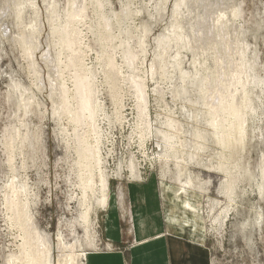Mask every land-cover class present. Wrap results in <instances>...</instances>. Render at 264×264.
I'll list each match as a JSON object with an SVG mask.
<instances>
[{"label": "bare ground", "instance_id": "bare-ground-1", "mask_svg": "<svg viewBox=\"0 0 264 264\" xmlns=\"http://www.w3.org/2000/svg\"><path fill=\"white\" fill-rule=\"evenodd\" d=\"M21 1L33 6V14L38 20L31 27L33 33H37L30 54L34 56L32 54L41 49L39 37L45 28L40 17L41 9L36 0H20L14 4V12L9 16L17 19L22 14ZM167 1L154 4L155 13L163 12L160 6ZM42 2L48 33L41 60L48 71L50 117L57 127L55 137L58 143L71 157V176L67 177L73 192L70 201L75 200L80 209L78 218L74 223L70 222V227L72 234L77 226L84 232L83 240L78 239L72 244L66 243L58 235V264H77L79 253L84 251L85 246L96 249L92 215H96L97 208H105L109 199L108 158L113 151L108 149L105 152V146H114L110 141L112 118L120 126L127 121L123 113V87L130 90L136 109L135 121L130 124L129 139L138 138V148L144 149L147 140L154 138L158 152L151 159L144 156L152 165L158 164L163 179L173 173L176 181V187L168 186L167 189L173 199L172 205L179 202V213L187 217L183 214H180L183 220L173 217L176 208L172 207L168 212V222L178 225L180 221L181 225H185L189 223L188 216L197 218L202 214L203 204H196L190 198L191 195L200 196L207 192L205 186L202 187L201 179H197V185L192 180L190 167L195 166L224 177L221 193L228 204L224 206L221 220L220 214L209 224L210 232L224 231L227 216L235 211L238 184L254 176L250 178L248 169L240 163L242 158L239 161L236 157L247 148L248 141L257 144L264 142V69L262 73L256 69L261 63L257 44L252 45L247 40L251 28L238 23L242 4L235 0H176L167 30L154 39L152 59L143 79L136 63L139 54L148 53L149 44L143 37L151 32L149 26L142 27L144 36L138 38L136 49L130 47L129 41L120 40L119 46H113L112 43L119 38L111 33V19L102 12L104 1L66 0L63 7L57 0ZM93 2L96 4L92 6L96 13L95 36L101 49L95 53L96 64L89 65L87 58L91 48L86 33L89 31L94 35L90 31L92 27L87 25L88 8ZM150 17L154 19L152 14ZM256 27L259 29L260 24H256ZM20 38L13 36L12 41ZM117 54L124 66L117 63ZM176 72L180 77L173 79ZM149 82L153 86V98L162 112L155 121L149 115ZM36 85L37 91L43 94L46 89L40 76ZM17 86L23 88L20 84ZM106 87L113 103L112 116L106 110ZM10 97L6 92V103ZM32 105L38 109L37 115L44 119L46 106L42 100L32 93L22 96L16 107L17 112L12 113L13 118L0 137L1 154L9 168V173L4 174L0 184V205L4 225L9 233L16 231L13 237L17 242L13 244L16 251H9L5 257L6 264H52V246L38 229L30 208L37 194L24 174L27 168L24 148L29 141L25 118L33 114L29 110ZM208 152H212L213 158L211 155L208 157L216 159L215 164L208 163ZM257 165L256 176L259 178L255 181V194L261 202L264 201V152L260 153ZM127 170L130 179L137 180L140 171L134 157L129 159ZM122 171L119 164L115 172L118 178L122 177ZM203 184L209 185L208 182ZM241 193L246 194V190ZM219 204L213 203L208 215L212 216L214 207H219ZM257 217V221L263 219L260 207ZM197 226L194 224V227ZM244 226L248 228L246 223Z\"/></svg>", "mask_w": 264, "mask_h": 264}, {"label": "rangeland", "instance_id": "rangeland-1", "mask_svg": "<svg viewBox=\"0 0 264 264\" xmlns=\"http://www.w3.org/2000/svg\"><path fill=\"white\" fill-rule=\"evenodd\" d=\"M18 1L20 2V0H0V8H3L0 9V22L4 20L2 23L3 25L0 26V137L3 135V131L13 118L12 113L17 112L16 107L18 102L21 101L22 96H29L30 93H32L42 100L46 106L44 119H41L39 115H37L36 111L38 109L34 105L29 108V110L33 111V114L30 113V115L25 118V121L28 124L27 141H29L27 142L28 146L26 145L27 147L25 146L24 148L27 163V168L24 174L26 173L25 175L27 176L29 185L32 186V189H34V192L37 194V198L32 199L34 203L30 205L36 225L38 229L46 235L52 246V264H58L59 260L56 246L58 235L60 234L66 243L72 244L78 239L83 240L84 232L77 226L75 233L72 234L70 222L74 223V220L78 218L80 209L75 200L70 201L73 192L67 183V177L70 175L69 159H71V157L67 156L69 152H65L64 147L58 143L55 137L57 127L50 117L51 104L47 98L49 93V89L47 88L48 71L44 68L45 66L41 60L42 55H44L43 53H45L46 50L45 40L48 33L46 12L42 0H36L37 5L41 9L40 17L45 28L39 37L41 49L33 53L32 55L34 56H30L31 49L34 46V36L37 34L33 33L31 27L34 26V24H37L38 20H36V16L33 14V6L29 2L23 1H21L23 2L22 14L18 16L17 19L13 15L9 16V14L14 12V4H17ZM57 1H59L60 7H63L66 2V0ZM101 1H104L101 8L102 12L111 19V33L119 38V40L112 43L113 46H119L120 40L122 42L129 41L130 47L136 49V43L139 41L138 38L144 36L142 35V27L145 25L149 26L151 32L143 37L146 43L149 44V47L147 48L148 53L139 54V59L136 63L140 70L141 77L145 79L146 71L148 70L149 63L152 59L151 47L155 44L154 39L162 36L165 33V30H167V23L172 16L176 0H168L167 2H164V5L160 6V9L163 10L161 13H155L153 6L154 4H160L162 0ZM235 1L238 4H242L240 5L242 12L238 23L251 28V32L247 34V37H249L247 40H249L252 45L257 44L260 58L259 63H261L260 66H262V68L257 66L256 69L259 73H262V70L264 69V0ZM95 5V2H93V5H89L88 8L89 21L87 22V25L92 27L90 31L94 33V35L89 31L86 33L88 46L91 48V52L88 53L87 58V63H89V65L96 64L95 53L99 52L101 49L100 42L98 41L97 36H95L96 13L92 8V6ZM3 12L5 14L7 13L6 15L9 16L8 19L6 15H3ZM151 14L154 16V19L150 17ZM116 15H119L117 17L118 19L114 17ZM256 24H260L259 29L256 27ZM27 34H29V36ZM16 35L21 38L20 40L18 39L14 41V43L12 38ZM22 36H24L23 39ZM125 47L126 45H124V48ZM116 61L118 64L124 66V63L118 54L116 55ZM36 76L38 78L40 76V80L45 86L46 90L43 94H40L36 89L38 81ZM179 77V73L176 72L172 78L178 79ZM18 84L22 85L23 88L18 87ZM27 89L29 91H27ZM105 89L104 97L107 106L106 110L109 115L112 116L114 114L113 103L111 98H109L110 95H108V88L106 87ZM152 89V83L149 82L147 84V92L150 95L149 115L151 120L155 121L157 120V115L162 112L153 98ZM123 91L125 95V109L123 113L124 116H126L127 121L120 126L119 123L112 118L111 121L113 122V128L111 129L112 131L110 130V132H112L110 141H113L114 146L112 147L110 144H106L105 146V152H108V149H112L113 151L108 158V170L110 174L109 187L117 200V208L121 211V224L126 225L127 228L132 225L131 213L133 201L130 199L131 188L133 187L132 189L137 192V187L150 190L151 185L153 193L157 192L158 200L163 203L164 212L167 218L168 212L173 207L176 208L173 217L178 218V220H183V217L180 216V214L183 213H179V202H174L172 205L173 199L170 191L167 189L168 186L176 187V181L172 175L173 173L163 179L158 164L156 163L152 165L151 161L146 158L148 156V158L151 159L152 155L158 152L155 146V139L152 138L147 140L144 149L138 148V138H134L133 140L129 139L131 134L130 124L135 121L136 109L135 103L133 102L134 99L131 98L130 90H128L127 87H123ZM6 92H9V95L11 96L8 103L4 100ZM19 99L20 101H18ZM19 114L20 112H18V115ZM251 126L252 124L250 123V127ZM257 143L258 142L248 141L247 148L245 147L239 156L236 157L239 161L242 158L240 163L248 169L250 178L253 174L254 176L252 179L245 178L238 184L234 206L235 211L230 212L227 216L224 231L219 230V232L216 233L209 231L210 222L220 214L221 216H219V219L221 220L223 217L222 212L224 206H227L228 204V201L221 193L224 177L219 174H211L202 171L195 166L190 167L192 173L191 177L194 183L197 185V179H201L202 187L205 186L204 188L207 190L204 195L199 196L198 194L196 196H190L192 202L203 204V211L202 214L197 216V218L188 216V218H190L188 224L181 225L179 223L180 221L177 222L183 229L181 234L184 233L186 238L195 241H203L202 244H204L210 251L212 264H264V201L260 202V199L255 194V185L259 178L257 177V164L260 153L264 152V142L261 144ZM0 149L1 184V180L4 179V174L6 175L9 173V168L5 164L4 157L1 154L2 148L0 147ZM208 155L212 156V152H208L206 156L209 159L208 163L210 165L215 164L216 159H210ZM131 157H134L140 171L138 178H136L137 180L130 179V173L127 170L129 159ZM119 164L123 169L121 172V178H118L115 173ZM15 181L19 184L17 179ZM205 182H208L209 185H204L203 183ZM244 189L246 190V194L241 193ZM140 193V195L144 197V192ZM159 196L161 197L159 198ZM182 199L184 200L185 198ZM215 202H220L219 207L218 205L214 207L212 216L211 214L208 215L212 204ZM158 207L159 206H156L155 209ZM259 207L262 210L263 219L257 221V211ZM103 210L105 209L102 207L97 208L96 215H92L93 226L96 233V249L85 246L84 251L79 253L77 264H89L91 257L97 253L102 256V240L104 239L102 237L103 233L100 224L101 212ZM183 215L187 217L186 214ZM3 219L4 213L2 206L0 205V264H6L5 257L8 255L9 251H16L14 245L17 243L13 237V235L16 234V231L12 230L9 233L4 225ZM243 223H246L248 228L245 227ZM194 224H198V226L194 227ZM217 228L219 227L217 226ZM244 228L246 229L244 230ZM178 231L180 230L177 229V232ZM119 250V247L110 246L106 247V250L103 252H115Z\"/></svg>", "mask_w": 264, "mask_h": 264}, {"label": "crops", "instance_id": "crops-1", "mask_svg": "<svg viewBox=\"0 0 264 264\" xmlns=\"http://www.w3.org/2000/svg\"><path fill=\"white\" fill-rule=\"evenodd\" d=\"M132 188L129 228L121 224V211L111 190L107 206L101 212L102 249L116 246L120 250L102 251V256L94 254L89 264H212L203 241L188 239L184 233L180 235L183 231L180 225L168 222L163 203L158 200L157 192L153 193L152 185L150 190L137 187V192ZM140 192H144V197ZM156 206L159 207L155 209Z\"/></svg>", "mask_w": 264, "mask_h": 264}]
</instances>
